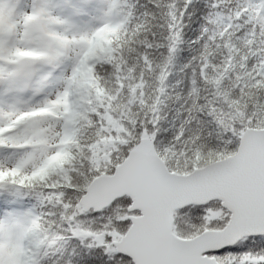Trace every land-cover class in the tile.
Returning a JSON list of instances; mask_svg holds the SVG:
<instances>
[{
	"label": "snow or ice",
	"instance_id": "snow-or-ice-1",
	"mask_svg": "<svg viewBox=\"0 0 264 264\" xmlns=\"http://www.w3.org/2000/svg\"><path fill=\"white\" fill-rule=\"evenodd\" d=\"M190 3L167 5L146 99L152 61L139 54L137 79L124 57L143 28L131 0H0V194L35 201L0 218V264H46L58 240L81 249L65 264H264V0H211L193 58L207 99L194 78L188 115L162 135ZM109 28L120 39L94 49Z\"/></svg>",
	"mask_w": 264,
	"mask_h": 264
},
{
	"label": "trees",
	"instance_id": "trees-1",
	"mask_svg": "<svg viewBox=\"0 0 264 264\" xmlns=\"http://www.w3.org/2000/svg\"><path fill=\"white\" fill-rule=\"evenodd\" d=\"M135 5L136 23L142 24L143 28L132 37L134 43L131 44V49H124V57L129 67H134V72L131 76L139 78V74L144 68L143 64L138 61L139 54L146 53L152 61V66L155 71H144L143 79L147 82L143 88L145 98L153 95V88L156 86V73L159 72V67L165 63L167 56L168 44V24L171 23L167 12L169 9L167 5L172 0H131ZM176 14L179 16V11L184 7V0H175ZM211 0H191L186 11L184 12L181 28L182 42L177 48L175 58L172 64L168 66L167 71L170 73L165 81V93L160 97L162 103L159 105L161 116V130L162 135L164 129L171 131L174 126H178L181 120L188 115L185 109L191 104L192 100L188 97V92L192 87L191 81L195 78L199 87L200 103H204L207 99V88L199 80V67L197 61L193 58L198 56L199 47L202 41L198 42V37L201 35V28L205 23L209 11ZM158 5V6H157ZM118 14L124 16L128 9L121 4L118 8ZM219 20V18H217ZM210 28L212 26H209ZM106 33L110 36L106 37ZM120 39V33L114 32L111 28L103 32L101 38L97 35V40L93 47L101 52L111 48ZM151 44V48H146L145 44ZM161 45V47H157ZM220 57L217 56V60ZM98 72L107 77L108 73L104 65H97ZM195 72V77H194ZM129 82L135 83L136 80ZM107 85L111 87V81H106ZM227 83V82H226ZM91 87V83L88 85ZM150 102V101H149ZM59 111V107L56 109ZM134 111H136L134 109ZM142 115V113H141ZM194 116H199V113L193 112ZM193 130L202 129V134L210 130L209 125L205 124L203 120L199 124L195 121L190 125ZM167 142L166 140L164 141ZM54 163V162H53ZM35 204L33 198L25 196L19 199H13L6 195L0 194V218L8 215L14 210L28 209ZM51 238V237H50ZM75 248L78 254L81 249L78 247V242L69 240L67 242L58 240L52 248L48 249V260L46 264H65L70 258L69 252ZM63 252V255L61 253ZM89 259H96L90 256ZM74 264H78V257H73Z\"/></svg>",
	"mask_w": 264,
	"mask_h": 264
},
{
	"label": "rangeland",
	"instance_id": "rangeland-1",
	"mask_svg": "<svg viewBox=\"0 0 264 264\" xmlns=\"http://www.w3.org/2000/svg\"><path fill=\"white\" fill-rule=\"evenodd\" d=\"M87 10L90 11L91 9H87ZM82 19H85V20H86L87 17H83ZM103 32H105V31H102V32H100V33L98 34L100 38H101ZM106 34H107V35H105L106 37L110 36V33H106ZM96 40H97V36H96L95 40L93 41V44H94V42H95ZM6 155H7L6 153L0 152V159H4Z\"/></svg>",
	"mask_w": 264,
	"mask_h": 264
}]
</instances>
